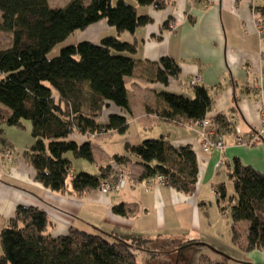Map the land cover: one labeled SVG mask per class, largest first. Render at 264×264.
I'll use <instances>...</instances> for the list:
<instances>
[{"label":"trees","instance_id":"obj_1","mask_svg":"<svg viewBox=\"0 0 264 264\" xmlns=\"http://www.w3.org/2000/svg\"><path fill=\"white\" fill-rule=\"evenodd\" d=\"M113 1L73 0L67 8L58 9L49 0H0V35L10 38L8 45L0 47V156L12 147L2 126L25 129L24 121H31L34 143L23 156L34 169L35 180L52 192L84 197L103 183H118L126 165L135 164L143 169L142 180L162 176L165 185L192 196L198 189L200 167L191 144L177 146L161 136L137 144L127 142L124 153L116 154L110 163H98L94 158L92 136L123 134L130 124L126 81L134 77L141 62L135 58L138 40L127 41L122 36H134L152 22L149 15L139 13V7L165 10L173 2ZM253 12L257 20L264 21V0L255 2ZM102 20L116 30L115 35L104 37L99 44L67 45L50 58L56 46ZM147 71V82L167 86L171 78L179 76L180 67L172 58L163 57L151 62ZM192 90L193 98L160 93L163 106L152 112L178 125L203 123L214 96L201 83ZM112 106L120 112L100 120ZM210 121L215 128H230L225 114ZM217 129V137L223 139ZM79 136L86 139L81 142ZM68 154L96 164L98 174L75 172ZM229 178L234 195L228 197L224 183L215 192L221 213L230 211L233 243L246 253L264 250V174L235 159ZM113 210L127 215L124 204ZM54 228L43 208L19 205L1 231L0 264H139L136 251L160 253L147 247L149 238L127 240L115 232H86L75 226L55 235ZM218 255V260L202 255L200 264H230V257Z\"/></svg>","mask_w":264,"mask_h":264},{"label":"crops","instance_id":"obj_2","mask_svg":"<svg viewBox=\"0 0 264 264\" xmlns=\"http://www.w3.org/2000/svg\"><path fill=\"white\" fill-rule=\"evenodd\" d=\"M255 2L263 3L261 0ZM138 11L149 15L152 22L138 29L127 40H138L135 58L141 62L130 82L133 88L138 87L141 97L146 99L152 92L150 99L154 95L158 101L156 104L155 99L151 104L147 101L143 105L137 104V119L144 132L153 130V134L157 135L150 137L164 136L177 146H194L200 167L197 192L187 196L165 184L157 185L155 181L142 180L143 169L138 165L128 164L124 168L128 179L124 187L116 190L119 192L112 190L104 193L97 189L84 197L62 195L46 189L35 180L34 169L23 155L15 152L18 144L7 139L12 146V155L0 159V235L19 205H33L48 212L55 224V235L65 234L70 227L75 226L84 231L88 227L93 232L96 229L107 233L115 232L127 240L144 237L151 242L174 241L194 235L200 240L211 241V237L215 239L221 236L219 226L225 220L208 191H214L216 196L215 189L219 184L227 186L232 183L229 171L235 159L264 174V137L253 147L237 145L235 142L237 130L244 137L256 133L264 112V44L257 33L253 0H173L165 10L143 7L138 8ZM112 29L106 20H102L89 27V33L83 34L79 42L99 44L104 37L112 35L109 34ZM163 57L172 58L179 64V76L171 78L167 86L147 82L148 66ZM197 76L201 78L202 85L211 89L214 96V104L207 120L210 121L219 114H225L229 118L230 128L214 127L221 129L224 150L203 152L201 134L208 133L210 126L203 127L201 123L178 125L166 122L152 112L163 106L162 99L156 97L162 92L193 98L190 82ZM126 83L128 88V79ZM129 92L128 90L129 104L133 113L136 110ZM113 133L116 132L94 137ZM147 135L148 132H145L140 137L149 138ZM77 138L81 142L86 139L82 136ZM92 148L94 153L95 149ZM115 155L105 153V162L98 161L95 153L94 158L98 163L105 164L113 162ZM120 204L125 205L126 216L114 213L113 208ZM212 213L216 214L214 221ZM225 222L224 237L230 239V222L228 219ZM238 255L241 257L238 264H264V250Z\"/></svg>","mask_w":264,"mask_h":264},{"label":"rangeland","instance_id":"obj_3","mask_svg":"<svg viewBox=\"0 0 264 264\" xmlns=\"http://www.w3.org/2000/svg\"><path fill=\"white\" fill-rule=\"evenodd\" d=\"M72 1L73 0H49L50 6L52 8H58V9L67 8L71 4ZM85 1L87 3H90L93 0H85ZM113 2L114 4H116L117 0H114ZM261 2H263V0H261ZM140 8H143V7H139V9ZM89 31L88 30L78 31L74 35L70 36L68 40L56 46L54 51L49 55L50 58L58 56L63 47L70 45V44L78 43L80 40V37L84 36L83 34L89 33ZM109 34L115 35L116 30L113 28ZM122 39L130 40V35L126 34L124 37H122ZM8 40L9 38L7 36L5 35L0 36L1 47H5L6 45H8ZM128 81H129L128 90L130 91L129 92L130 100L134 102L133 106L136 111H133V113L131 112V114H128L130 124H129L128 130L125 133L120 134L116 132L111 135L109 134L107 136H101L99 138H95L93 136L94 138L92 139V144L95 149V152H94L96 156L95 158L100 162L106 161L105 156H104L105 153L109 154L110 156H112L113 154L123 153L125 150V144L127 142L137 144L145 139H148L146 137L145 138L140 137L145 132L146 133L148 132L149 135L147 136L149 138H153L150 136H157L153 134L154 132L153 130H149L145 132L144 130H142L141 125L139 124V121L137 119V116H138L137 104L143 105L144 102L146 101L151 104V103H154V99H155V104H156L158 99H156L154 95H153V99H150L152 92H151V95H149L146 99L145 97H141L138 91V87L133 88L131 86L130 78H128ZM153 94L155 93L153 92ZM156 97H159V94ZM116 112H119V109L116 106H112L111 108L106 109V111L104 112V115L102 116L100 120H103V119L108 120L107 118L108 114L116 113ZM24 124L26 126L25 129L9 127L7 125L2 126V130L4 132L3 133L4 138L6 140L8 139L10 141H14L18 144V146L15 147V152L17 153V155H23L24 152L27 149H29V147L34 143V138L31 132V127H32L31 121H24ZM102 151H104L105 153L102 154L101 153ZM67 157L71 158L73 170H75L76 172L85 171L93 175L98 174L99 168L96 164L90 163L85 159H76L72 156V154H68ZM226 188H227L228 197L233 196L234 195L233 183L228 184ZM116 192H119V191H116ZM208 194H209V197H211V199L213 198V201L216 204V206H218L217 196H215L214 191L212 192V190H209ZM209 206H210V203L208 202V207ZM209 212L210 210H208V213ZM215 213L211 214L213 221L216 216ZM221 214L223 215L225 221L226 219L229 220L230 222L229 226H230V231H231L232 219L230 217L229 209L225 213H221ZM225 221L222 220V223L219 226V228L221 229V236L215 239L211 237V241L200 240L198 238H195L194 235H191V236L179 238L178 240H174V241L159 240V241L150 242L147 247H149V249L152 251H159L160 253L152 254V253H147V252H142V251H136L137 257H138V263L139 264H200L202 255L208 256L211 260H218L220 259V256L218 254H223V255L230 257L231 263L238 264L241 262V257L238 255V253L244 254V252L233 243L232 234H231L230 239H228V237H224V234L226 231ZM85 230L86 232H93V230L88 227H86ZM193 238H195L198 241V243L188 244V242L193 241ZM229 247L233 248L235 252H232L233 250H231ZM0 254H2L1 244H0Z\"/></svg>","mask_w":264,"mask_h":264},{"label":"built area","instance_id":"obj_4","mask_svg":"<svg viewBox=\"0 0 264 264\" xmlns=\"http://www.w3.org/2000/svg\"><path fill=\"white\" fill-rule=\"evenodd\" d=\"M255 1L253 0V7L255 5ZM255 15V14H254ZM256 17V16H255ZM256 29L257 33L262 39V42L264 44V21L257 20L256 18ZM201 83V78L200 77H194L191 82H190V87L193 89L196 85ZM203 127L205 126H210L211 130L206 133L203 132L201 134V148L203 152L209 153L210 151L214 149H219V150H224L225 144L224 141L221 137H217L216 129L214 128V125L209 121L205 120L203 123H201ZM264 137V112H262L261 115V125L260 128L256 131V133L244 137L239 130L236 131V137H235V142L237 145L245 146V147H253L257 145L260 140ZM11 152L7 151L3 155L0 156V159L4 157H11ZM128 176L126 172L121 173V176L119 178L118 183L112 185L110 183H103L100 187L101 191L104 193H108L112 190H117L119 188H122L126 185ZM155 182L157 185L164 184V178L162 176H157L155 179Z\"/></svg>","mask_w":264,"mask_h":264}]
</instances>
